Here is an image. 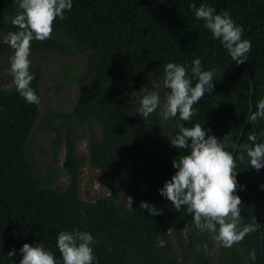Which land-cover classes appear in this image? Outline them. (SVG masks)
Listing matches in <instances>:
<instances>
[{
  "label": "trees",
  "instance_id": "16d2710c",
  "mask_svg": "<svg viewBox=\"0 0 264 264\" xmlns=\"http://www.w3.org/2000/svg\"><path fill=\"white\" fill-rule=\"evenodd\" d=\"M191 4L231 14L243 29L242 39L252 45L245 63L238 65L231 58L204 22L195 18ZM72 5L64 20L56 19L50 39L31 43L35 53L86 54L89 83L81 86L73 112L48 110L40 119L54 133V120L65 130L63 166L70 178L65 190L42 187L24 157L23 142L38 119V104H29L15 84L0 91V264H19L22 246L39 243L62 264L57 237L73 229L89 232L98 241L92 245L95 264H211L208 252L214 244L217 264H264V168L256 178L246 153L232 147L252 146L248 139L252 134L257 143H264V118L250 120L264 99V0H72ZM17 14L14 0H0V56L13 55L3 37L18 30L11 23ZM198 58L203 70L215 69L214 91L194 105L190 121L173 118L171 136L163 140L158 109L145 120L139 114L143 95L155 91L149 73L164 78V68L171 62L184 65L191 77L192 61ZM31 74L30 86L39 97V76ZM196 82L193 78V86ZM121 88L133 93L137 102L122 98ZM74 120L97 122L100 127L99 139L93 133L88 136V163L104 175L111 196L95 202L76 196ZM196 123L237 158L240 227L253 217L259 226L231 248L199 231L186 206L177 212L159 194L177 171L173 161L190 154L170 144L177 125L190 128ZM240 154L245 155L243 163ZM125 196L132 198L131 208L126 207ZM142 202L154 205L160 214L150 216L140 209ZM158 236L164 247L158 246ZM252 249L255 261L249 259ZM13 250L16 255L9 258Z\"/></svg>",
  "mask_w": 264,
  "mask_h": 264
},
{
  "label": "clouds",
  "instance_id": "9594fccd",
  "mask_svg": "<svg viewBox=\"0 0 264 264\" xmlns=\"http://www.w3.org/2000/svg\"><path fill=\"white\" fill-rule=\"evenodd\" d=\"M18 5V14L11 23L18 30L10 31L3 37V42L13 50L10 57L9 74L18 93L29 104H39L40 99L30 86L34 76L30 73L31 43L33 40L44 42L51 38L53 25L57 18L64 20L65 12L72 8V0H14ZM190 10L197 20L204 22L214 39L227 50L238 64L247 61L251 51L250 41L242 39L243 29L235 24L227 11L216 14V9L201 4L198 8L191 4ZM215 69L203 70L202 59L192 61L191 77L184 65L169 62L164 68L163 86L170 90L166 95L162 111L159 113L165 120L179 117L181 121H190L195 115L194 105L214 91ZM193 78L196 79L193 86ZM160 96L156 91L147 92L140 101L139 114L145 120L160 107ZM250 120L264 118V99L256 105ZM178 133L170 139L171 146L178 150H189L190 154L180 155L173 161L177 171L165 182L159 194L171 202L174 209L180 212L186 206L192 214L194 226L224 248H231L242 242L245 236L257 231L259 226L254 222L244 223L240 227L241 199L236 195V157L225 150V147L214 136L208 135L200 123L192 127L177 125ZM211 130L209 129L208 132ZM207 137V138H206ZM252 146L247 144L233 148L241 149L248 157L249 165L259 171L264 168V143H257V137H248ZM190 141V143H189ZM241 163L245 155L240 154ZM97 189L101 186L96 183ZM264 188V185L261 186ZM107 191L111 196V192ZM127 202L131 208L132 198ZM140 209L147 210L150 216L159 215L160 211L146 202ZM172 229H169L170 232ZM98 243L89 232L73 229L61 231L57 237V249L62 257V264H95L96 257L92 245ZM158 246L164 247L165 241L157 238ZM22 259L19 264H57L54 254L39 243L35 247L24 244L20 249ZM10 251L8 257H14ZM249 259L256 260V250L249 252Z\"/></svg>",
  "mask_w": 264,
  "mask_h": 264
},
{
  "label": "rangeland",
  "instance_id": "374dc122",
  "mask_svg": "<svg viewBox=\"0 0 264 264\" xmlns=\"http://www.w3.org/2000/svg\"><path fill=\"white\" fill-rule=\"evenodd\" d=\"M62 41L68 45L67 40ZM11 53L0 56V91L13 88V77L9 74ZM31 61L30 72L39 76V99L38 119L28 132L23 142L24 157L30 165L34 176L42 187H60L65 190L69 183V175L63 166L64 162V128L59 120H54L52 125L56 128L54 133L51 127L40 123L41 117L50 110L60 114H71L76 106L81 93V86L88 85L86 75V54L71 57L59 53H35L29 56ZM149 78L154 90L160 96L158 107V130L163 140L169 139L173 131V118L165 120L159 113L162 111L168 89L163 86V78L156 73H149ZM122 98H133L134 94L121 88ZM73 141L76 149L75 157L79 160L77 169L76 196L84 202H95L97 199L106 197L107 188L104 175L93 169L88 163V136L93 133L97 139L100 137V127L97 122L72 121ZM252 174L260 177V172L252 168ZM96 183L101 186L97 189ZM125 196L126 207L129 208ZM211 264H217V249L215 244L209 250Z\"/></svg>",
  "mask_w": 264,
  "mask_h": 264
},
{
  "label": "water",
  "instance_id": "95a60500",
  "mask_svg": "<svg viewBox=\"0 0 264 264\" xmlns=\"http://www.w3.org/2000/svg\"><path fill=\"white\" fill-rule=\"evenodd\" d=\"M243 34V33H242Z\"/></svg>",
  "mask_w": 264,
  "mask_h": 264
}]
</instances>
